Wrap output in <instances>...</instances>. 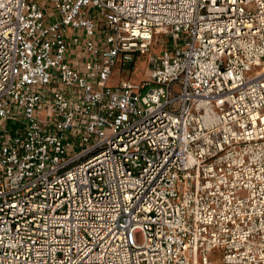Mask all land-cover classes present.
Wrapping results in <instances>:
<instances>
[{"label": "built area", "instance_id": "1", "mask_svg": "<svg viewBox=\"0 0 264 264\" xmlns=\"http://www.w3.org/2000/svg\"><path fill=\"white\" fill-rule=\"evenodd\" d=\"M0 264H264V0H0Z\"/></svg>", "mask_w": 264, "mask_h": 264}, {"label": "rangeland", "instance_id": "2", "mask_svg": "<svg viewBox=\"0 0 264 264\" xmlns=\"http://www.w3.org/2000/svg\"><path fill=\"white\" fill-rule=\"evenodd\" d=\"M96 12V10H92V13L94 14ZM160 38H162V36H160ZM166 39V37H165ZM167 43H170V39H167ZM155 49L156 48H159V44H155L154 45ZM145 57L144 56H139L138 59L136 60V62L134 63V69H133V72H132V75L130 77V79L133 81V82H139L141 81L143 78H145ZM119 77V73L117 72V70H115V72L113 73L112 77H111V82L110 84H113V85H117V81L115 82H112L113 79H118ZM148 87H146L147 89ZM41 117H44V115H41ZM220 255L221 253H218V252H213L210 257L213 259V260H216V261H219L220 260Z\"/></svg>", "mask_w": 264, "mask_h": 264}, {"label": "crops", "instance_id": "3", "mask_svg": "<svg viewBox=\"0 0 264 264\" xmlns=\"http://www.w3.org/2000/svg\"><path fill=\"white\" fill-rule=\"evenodd\" d=\"M72 61H73V62H70V64H72V65H74V66H80V64L82 63V62H81V59H75V58L73 59V58H72ZM115 81H116V80L113 79L112 82H115Z\"/></svg>", "mask_w": 264, "mask_h": 264}]
</instances>
